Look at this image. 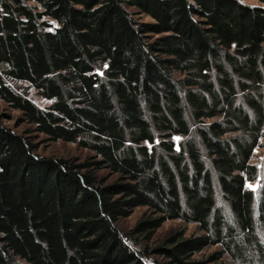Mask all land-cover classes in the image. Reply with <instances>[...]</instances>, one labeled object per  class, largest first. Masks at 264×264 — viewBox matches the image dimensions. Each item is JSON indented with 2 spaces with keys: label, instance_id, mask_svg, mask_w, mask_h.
I'll use <instances>...</instances> for the list:
<instances>
[{
  "label": "trees",
  "instance_id": "16d2710c",
  "mask_svg": "<svg viewBox=\"0 0 264 264\" xmlns=\"http://www.w3.org/2000/svg\"><path fill=\"white\" fill-rule=\"evenodd\" d=\"M0 100V264H264V6L0 0Z\"/></svg>",
  "mask_w": 264,
  "mask_h": 264
},
{
  "label": "rangeland",
  "instance_id": "374dc122",
  "mask_svg": "<svg viewBox=\"0 0 264 264\" xmlns=\"http://www.w3.org/2000/svg\"><path fill=\"white\" fill-rule=\"evenodd\" d=\"M244 3L250 4V5H262L264 6V3L260 0H241ZM143 19L146 21L151 20L148 16H143ZM35 101L41 105L42 107H47L50 104V101L35 97ZM19 116L20 111L15 110L11 108L7 103L0 100V122L12 128L14 131L17 132H24L27 130L30 125L27 123H19ZM182 137H175V140L177 144L182 140ZM39 144V150L38 153L45 156H63V157H77L79 159H85L87 156L92 155V152L90 150L80 147L76 143L66 142V141H52L48 140L47 137L44 134H40L39 138L36 140ZM252 163L258 165L260 168L264 165V138L261 140V144L259 147L255 149ZM102 173H107L106 171ZM262 174L263 171H260V177L256 181H249L247 183V186L251 189H253L256 193V196H258L259 188L261 187V180H262ZM217 190H218V198L220 203H224L222 201V193L220 190L219 185L217 184ZM147 211V207H137L133 213L126 217L122 218L120 220V225L123 229L127 230L130 229L134 224L137 222V220ZM184 229L186 230V235H190L193 233H199L198 225L195 223H186L181 219H173L168 220L164 222V224L158 229L155 238L158 240L163 239L170 230L172 229ZM219 248V246H212L209 248H206L202 252L196 254L197 259H205L209 253L212 251H215Z\"/></svg>",
  "mask_w": 264,
  "mask_h": 264
}]
</instances>
